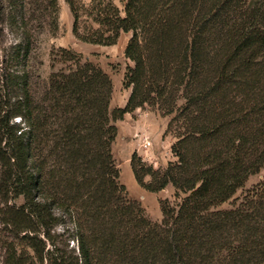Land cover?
Segmentation results:
<instances>
[{
  "label": "trees",
  "instance_id": "trees-1",
  "mask_svg": "<svg viewBox=\"0 0 264 264\" xmlns=\"http://www.w3.org/2000/svg\"><path fill=\"white\" fill-rule=\"evenodd\" d=\"M66 1L78 41L113 46L131 34L130 95L112 108L109 75L60 48L53 61L66 67L51 74L44 99L34 102L24 87L0 108L8 264L42 263V232L66 218L78 252H56L50 264H264V181L219 209L264 167V0H125L123 9ZM9 5L26 25L34 6L41 26L58 29V0ZM146 106L170 117L166 134L175 138L165 171L136 156L131 163L140 186L172 184L180 199L161 201L160 223L130 198L112 150L116 123Z\"/></svg>",
  "mask_w": 264,
  "mask_h": 264
},
{
  "label": "rangeland",
  "instance_id": "rangeland-1",
  "mask_svg": "<svg viewBox=\"0 0 264 264\" xmlns=\"http://www.w3.org/2000/svg\"><path fill=\"white\" fill-rule=\"evenodd\" d=\"M10 1L0 0V108L17 101L24 87L28 89L34 102L42 101L49 87L51 74L66 67V64L53 61L54 53L60 48H71L82 54L84 61H90L102 68L112 81L111 107L126 106L130 91L123 87L124 73L129 63L125 57V48L131 34L123 33L118 43L113 46L84 43L78 41L73 34L74 17L66 0H58L56 31H51L45 24L41 26L43 18H37L41 13L34 12L36 9L34 6L26 14L27 17H31L26 25L19 19L21 13L17 14L11 8ZM78 1L89 5L92 0ZM114 3L123 9L125 0H114ZM15 17L17 18L13 20ZM19 120L17 117L14 122L18 123ZM169 120L170 117H163L157 109L149 106L128 113L124 120L116 123L118 135L112 147L115 163L120 170V182L126 186L130 198L139 201L148 217L158 223L163 220L161 201L167 199L175 205L180 199L175 196L172 184L156 192L140 186L133 174L131 163L136 156L141 163L163 172L170 162L176 160L172 152L175 138L172 134H166ZM143 136L150 138L151 145L147 148L144 147ZM151 181V176L145 177L146 183ZM263 181L264 167L258 174L251 176L244 188L219 209L232 208L237 197H241ZM15 202L21 205L23 198ZM74 226V223L66 218L58 220L57 224L42 232L41 238L46 244V249L43 253L44 261L40 264H50L56 252L66 258L78 252ZM12 239V234L0 222V264H8L10 252L6 242Z\"/></svg>",
  "mask_w": 264,
  "mask_h": 264
},
{
  "label": "built area",
  "instance_id": "built-area-1",
  "mask_svg": "<svg viewBox=\"0 0 264 264\" xmlns=\"http://www.w3.org/2000/svg\"><path fill=\"white\" fill-rule=\"evenodd\" d=\"M143 143H144V147H148L151 145V141L150 138L148 136H143Z\"/></svg>",
  "mask_w": 264,
  "mask_h": 264
}]
</instances>
